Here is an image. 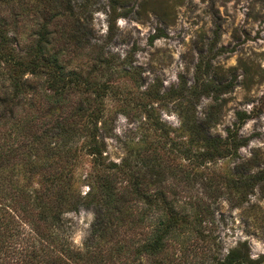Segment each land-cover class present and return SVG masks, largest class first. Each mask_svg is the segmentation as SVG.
Returning a JSON list of instances; mask_svg holds the SVG:
<instances>
[{
    "label": "rangeland",
    "instance_id": "374dc122",
    "mask_svg": "<svg viewBox=\"0 0 264 264\" xmlns=\"http://www.w3.org/2000/svg\"><path fill=\"white\" fill-rule=\"evenodd\" d=\"M113 7L111 28V0H99L92 11L90 43L104 46V61L98 68L87 57L72 63L81 69L72 101L96 96L90 108L101 105L112 122L114 136H104L103 155L117 164L105 168L113 185L121 190L129 178L123 158L135 176L160 167L166 202L200 203L212 213L201 228L204 245L184 228L189 242L198 241L195 254L187 251L195 264H216L232 252L231 264H264V0H119ZM159 28L163 34L152 37ZM86 80L97 83L95 90ZM10 124L8 116L0 118V145L8 157ZM47 141L49 148L62 147ZM63 148L70 149L64 171L80 201H87L95 171L84 137ZM50 170L39 168L28 178L22 163H15L8 188L16 196L2 199L0 207V264H27L31 244L35 261L43 257L38 219L27 214L19 193L52 187L41 174ZM146 193L152 200L155 189ZM157 202H138L144 225L157 221ZM62 216V235L73 250L85 252L93 208L80 205ZM53 256L61 264H95L59 249Z\"/></svg>",
    "mask_w": 264,
    "mask_h": 264
},
{
    "label": "trees",
    "instance_id": "16d2710c",
    "mask_svg": "<svg viewBox=\"0 0 264 264\" xmlns=\"http://www.w3.org/2000/svg\"><path fill=\"white\" fill-rule=\"evenodd\" d=\"M98 1L0 0V63L3 64L0 65V85L4 86L0 95V118L8 116L11 120L12 137L9 157L0 145V207L4 205L2 199L16 196L8 188L16 162L22 163L28 178L37 169L49 167L50 171L40 173L43 181L51 179L52 187L46 186L41 192L34 190L33 196L29 191L19 193L29 208L27 214L35 212L38 234L45 249L40 261H35L36 248L31 244L27 264H61L57 256H53L55 249L69 257L90 258L95 264H195L187 251L191 249L195 254L198 241L189 242L184 228L187 226L194 232L197 240L202 239V245L207 243V235L201 228L212 216L209 208L200 203L166 202L159 189L164 177L162 169L151 165L145 173L135 176L129 171L132 162L128 157L123 158L121 165L129 169L126 171L129 178L122 189L117 190L105 171L117 164L106 162L103 155L104 136H114L112 122L106 118L101 105L90 108L91 103L98 102L96 96L91 100L80 97L72 101L81 76L80 68L73 69L77 68L72 67L73 61L87 57L95 68L104 61V46L90 43L94 35L92 11ZM118 1L111 0L110 28L114 24L113 5ZM160 34H163L161 28L152 37ZM86 81L89 88L95 90L97 83ZM83 102H87V106H83ZM76 136L84 137L95 171L89 199L83 202L72 188L71 176L64 171L69 167L70 149L63 146ZM48 138L60 141L62 147L45 146ZM243 141L236 139L235 143L240 145ZM50 157L57 160L47 162ZM39 158L44 159L42 164H36ZM150 188L155 189L152 200L146 193ZM157 198L161 200V204L157 202L154 207L159 212L157 221L153 226L144 225L138 202L153 204ZM80 205L91 206L95 213L85 252L73 250L61 233L63 213L76 211ZM233 253L216 264H231Z\"/></svg>",
    "mask_w": 264,
    "mask_h": 264
}]
</instances>
